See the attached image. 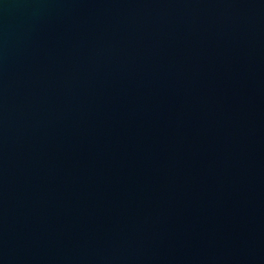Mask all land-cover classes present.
<instances>
[{
    "label": "water",
    "instance_id": "water-1",
    "mask_svg": "<svg viewBox=\"0 0 264 264\" xmlns=\"http://www.w3.org/2000/svg\"><path fill=\"white\" fill-rule=\"evenodd\" d=\"M0 264H264V0H0Z\"/></svg>",
    "mask_w": 264,
    "mask_h": 264
}]
</instances>
